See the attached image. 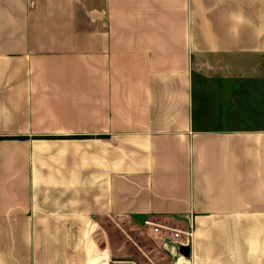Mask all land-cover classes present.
<instances>
[{
  "label": "crops",
  "instance_id": "0c3cea01",
  "mask_svg": "<svg viewBox=\"0 0 264 264\" xmlns=\"http://www.w3.org/2000/svg\"><path fill=\"white\" fill-rule=\"evenodd\" d=\"M186 215L188 264H264V0H0V264Z\"/></svg>",
  "mask_w": 264,
  "mask_h": 264
},
{
  "label": "rangeland",
  "instance_id": "374dc122",
  "mask_svg": "<svg viewBox=\"0 0 264 264\" xmlns=\"http://www.w3.org/2000/svg\"><path fill=\"white\" fill-rule=\"evenodd\" d=\"M95 238L102 251L110 255L109 264H167L149 227L133 225L126 219H108L102 222ZM164 247L163 253L171 258L169 248L166 244Z\"/></svg>",
  "mask_w": 264,
  "mask_h": 264
},
{
  "label": "built area",
  "instance_id": "2783aa9c",
  "mask_svg": "<svg viewBox=\"0 0 264 264\" xmlns=\"http://www.w3.org/2000/svg\"><path fill=\"white\" fill-rule=\"evenodd\" d=\"M185 220L188 221V225L185 229H176L166 225H159L151 221H146L144 225L149 227L154 234L165 232L169 235V237H164L163 240L173 242L178 253L180 247L189 248L193 239V219L190 215H186ZM171 264H188V257L178 255Z\"/></svg>",
  "mask_w": 264,
  "mask_h": 264
},
{
  "label": "water",
  "instance_id": "95a60500",
  "mask_svg": "<svg viewBox=\"0 0 264 264\" xmlns=\"http://www.w3.org/2000/svg\"><path fill=\"white\" fill-rule=\"evenodd\" d=\"M178 255L188 257L189 256V249L188 247H180L178 249Z\"/></svg>",
  "mask_w": 264,
  "mask_h": 264
}]
</instances>
